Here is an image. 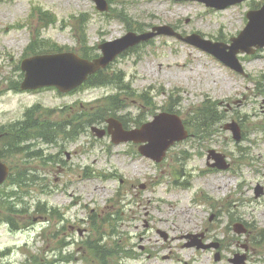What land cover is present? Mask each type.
<instances>
[{
	"label": "rangeland",
	"instance_id": "rangeland-1",
	"mask_svg": "<svg viewBox=\"0 0 264 264\" xmlns=\"http://www.w3.org/2000/svg\"><path fill=\"white\" fill-rule=\"evenodd\" d=\"M112 1L110 11L102 13L93 0H0V130L24 118L34 106L51 111L52 120L60 124L75 119L72 106L117 96L112 85L88 87L69 96L56 90H16L22 82L20 64L35 50L51 53L63 47L89 55L94 51L88 49H98L129 31L152 32L166 26L184 38L199 34L233 46L231 39L248 23V10L264 5V0H248L217 9L195 0ZM164 31L110 69L118 72L117 77L125 74L121 87L129 86L135 99L150 91L149 98L159 108L172 104L187 123L207 104H214V115L223 120L216 119L210 136L190 130L191 138L174 146L161 163L141 156L137 147L113 146L108 138L101 142L94 134H79L73 140L63 135L54 147L41 144L47 161H57L44 162L51 171L33 176L29 187L10 179L7 192L0 194V217L2 211L9 214L5 207L10 203L17 212L11 229L5 217L0 222V251L13 250L1 257L0 264H21L24 254L34 256L29 264H62L60 258H50L58 254H66L62 261L66 264H243L237 256L243 254L247 264H264V50L253 56L239 54L244 75ZM248 37L245 45L254 41V34ZM226 53L232 54L229 49ZM133 104L128 101L127 113L141 121L152 118ZM204 116L213 118L207 110ZM39 119L43 122V115ZM233 124L240 127V142L225 129ZM205 125H211L207 118ZM211 149L226 155L229 170L208 167ZM65 150L72 153L70 160ZM34 152V159L41 161ZM86 168L95 174H87ZM259 187L263 194L257 197ZM11 192L16 199L7 201ZM118 192L126 195L122 201ZM46 209L51 211L45 218ZM108 215L117 225V237L105 224ZM101 238L103 250L90 251L86 242ZM199 242L211 247L197 248ZM191 243L196 244L189 247ZM118 246L126 253L110 251Z\"/></svg>",
	"mask_w": 264,
	"mask_h": 264
},
{
	"label": "water",
	"instance_id": "water-1",
	"mask_svg": "<svg viewBox=\"0 0 264 264\" xmlns=\"http://www.w3.org/2000/svg\"><path fill=\"white\" fill-rule=\"evenodd\" d=\"M99 8L106 10L107 5L104 0H97ZM241 1L233 0L231 3ZM227 4L222 5V7ZM261 18H255L250 23L249 27L245 31L244 35L257 32L256 41L253 46L261 48L264 46V13ZM170 34H173L170 32ZM154 33L136 35L134 33L128 34L126 37L116 40L114 42H108L100 46L104 52V57L89 62L80 59L75 54H61V55H48L38 56L24 61L23 70L26 71V80L22 85L23 89H37L45 86H56L62 92L70 91L80 86L88 77V75L95 73L100 68L107 67L115 58L125 51L126 49L133 47L141 42H145L152 37ZM200 43H196L192 38H187V41L196 43L200 47H204L203 44L210 45V43L202 41L199 37H193ZM192 40V41H191ZM205 48V47H204ZM207 49V48H206ZM232 49V48H231ZM210 51V50H209ZM217 54V53H216ZM218 55V54H217ZM236 53L233 54V60H235ZM239 67V66H238ZM240 69V67H239ZM116 122V121H110ZM166 122H172L176 125V131L174 135H165L166 128L163 124ZM116 127L124 135V137L115 141L117 143L121 141L133 140L139 142H149L145 148H141V152L147 156H151L160 160L166 153L167 149L177 140H182L187 137L184 131L181 121L177 116L162 115L156 119L155 122L145 125L142 130L132 133H124L122 126ZM160 142H162L160 144ZM159 151L158 153L154 150ZM9 170L6 165L0 162V185H2L8 177Z\"/></svg>",
	"mask_w": 264,
	"mask_h": 264
},
{
	"label": "flooded vegetation",
	"instance_id": "flooded-vegetation-1",
	"mask_svg": "<svg viewBox=\"0 0 264 264\" xmlns=\"http://www.w3.org/2000/svg\"><path fill=\"white\" fill-rule=\"evenodd\" d=\"M93 110H95V109L94 108L92 109V114H94L92 120L93 121H96L97 120V112H95ZM83 115L84 114H81V117ZM26 123H27L28 126H32L30 123H28V121ZM2 135H3V137H5V136H8L9 133L3 132ZM36 142H37L36 139H34V140L15 139V140H12L11 141V144H13L15 146L26 145V147L28 149H31V151H38L40 158H42L41 161H38V159L35 160L34 158H31V157H29L28 160H18L16 162V166L13 167V168H14V172H16L19 176H24V175H37V174H40V173H43L45 175V174H48L51 171V170H47L48 166H46V167L40 166V164L37 163V162H44V160H45L46 157H45V153L40 150V147H37V146L34 147V144ZM60 154H62V150H60V153L59 154L57 152V156L56 157L58 158V160H60V158H59ZM28 155H29V153H27V156ZM66 155L68 156V160H70L71 159V153H67ZM62 163L64 164L65 162H62ZM63 171L64 170H62V172Z\"/></svg>",
	"mask_w": 264,
	"mask_h": 264
},
{
	"label": "trees",
	"instance_id": "trees-1",
	"mask_svg": "<svg viewBox=\"0 0 264 264\" xmlns=\"http://www.w3.org/2000/svg\"><path fill=\"white\" fill-rule=\"evenodd\" d=\"M212 106H213V105H210V106L207 107V112L213 117V119H216V116H215L214 113L211 111V110L213 109ZM203 113H204V112H203ZM203 113H202V116H203ZM207 117H208V116H207ZM207 117L204 116V119H206ZM200 119H201V113H198V116L196 117V126H195V127H196V129H197L198 131L203 132L204 129H203V127L201 126ZM101 251H102V247H100L99 252H101Z\"/></svg>",
	"mask_w": 264,
	"mask_h": 264
},
{
	"label": "bare ground",
	"instance_id": "bare-ground-1",
	"mask_svg": "<svg viewBox=\"0 0 264 264\" xmlns=\"http://www.w3.org/2000/svg\"><path fill=\"white\" fill-rule=\"evenodd\" d=\"M150 15H151V14H150ZM153 15H156V14H154V13H153ZM188 15H189V16H192V14H191V13H189Z\"/></svg>",
	"mask_w": 264,
	"mask_h": 264
}]
</instances>
